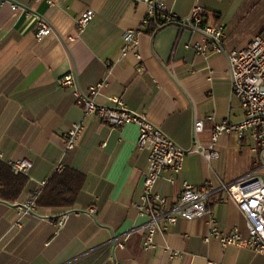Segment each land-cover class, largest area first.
I'll list each match as a JSON object with an SVG mask.
<instances>
[{"label": "crops", "instance_id": "1", "mask_svg": "<svg viewBox=\"0 0 264 264\" xmlns=\"http://www.w3.org/2000/svg\"><path fill=\"white\" fill-rule=\"evenodd\" d=\"M8 1L30 15L0 6V169L16 160L32 166L13 202L0 196V264H264V254L222 247L210 236L212 227L226 234L237 228L246 236L245 220L221 186L256 170L251 158H239L246 150L252 155L249 136L220 137L219 158L209 164L198 154L187 155L173 182L167 181L169 173L161 175L153 192L164 199L165 211L174 207L183 182L195 189L209 183L213 190L204 217L161 222L162 231L145 250L147 220L134 210L147 168V152L136 147L137 127L114 129L84 116L70 89L59 85L68 74L85 94L100 85L98 104L120 101L188 150L194 119L204 120L197 139L207 145L215 124H235L244 117L232 95L226 58L209 50L196 53L192 45H204V37L177 25L157 28L149 21L142 26L146 6L139 1ZM158 1L177 19L201 7L205 25L222 26L226 52L245 47L256 36L264 40V0ZM86 12L92 19L78 32L75 23ZM39 20L52 33L36 39ZM127 31H137L139 60L132 52L122 56ZM78 123L84 125L78 145L64 152V136ZM57 164L60 173H54ZM54 176L62 200L46 190ZM0 179L2 194L8 178L0 173ZM37 193L35 213L15 226L18 205Z\"/></svg>", "mask_w": 264, "mask_h": 264}, {"label": "built area", "instance_id": "2", "mask_svg": "<svg viewBox=\"0 0 264 264\" xmlns=\"http://www.w3.org/2000/svg\"><path fill=\"white\" fill-rule=\"evenodd\" d=\"M134 1L142 2L146 6V17L141 23L142 26H146L149 21H157V28L171 24L177 25L180 30H188L204 37V45H192L196 53L204 54L209 50L226 58L232 95L240 103L244 114L243 119L235 124L227 120L215 124L207 145H201L197 139L203 131L204 120L194 119L192 145L188 150H183L152 125L145 116L127 110L120 101H113L115 106L98 104L95 101V95L100 85L89 88L85 94L79 89L76 78L71 74L61 78L59 85L70 89L74 105L82 111L84 116L95 117L100 123L114 129L127 125L137 127L136 147L147 152V168L142 174L141 194L134 210L138 217L147 220L144 226L145 250L152 248L153 236L162 231L161 222L164 225H173L178 220L189 221L204 217L207 214V199L213 190L209 183H205L201 189H195L183 182L174 207L165 211L164 199L153 192L161 175L169 173L170 177L167 181L173 182L174 177L182 171L184 158L187 155L198 154L209 164L219 158L216 144L220 137L234 134L238 140H243L245 136H249L252 141L250 152L259 159L260 167L234 184L221 186L229 200L242 214L245 220L246 236L243 237L237 228L226 234L215 227H212L210 236L222 247L248 248L257 254H264V40L256 36L245 47L226 52L223 48L222 26L205 25V12L201 7L194 6L186 18L177 19L158 0ZM3 5H8L14 13L30 15L28 9L8 0H0V6ZM91 19V12L83 14L75 23L76 30L81 32ZM50 33L52 28L49 24L43 20L37 21L34 34L36 39H41ZM136 34L137 31H127L123 35L125 46L122 56L132 52L139 60L136 53ZM138 72H141V69ZM205 120L210 121L212 118L206 117ZM83 132L82 123L73 125L64 136L63 151H72L78 145ZM7 166L14 175L28 177L32 164L28 160H16L8 162ZM61 170V165L57 164L54 173H60ZM41 186L43 187L44 183H41ZM37 197L38 193L18 205L15 226H19L21 217L35 213ZM90 213L94 214L95 210H91ZM209 223L211 225L214 223L211 217ZM58 225L61 226L62 223ZM117 246L120 247V243H117Z\"/></svg>", "mask_w": 264, "mask_h": 264}, {"label": "trees", "instance_id": "3", "mask_svg": "<svg viewBox=\"0 0 264 264\" xmlns=\"http://www.w3.org/2000/svg\"><path fill=\"white\" fill-rule=\"evenodd\" d=\"M157 21H155L156 23ZM7 166V165H6ZM2 166L0 169V173L4 176V178H8V180H4V183L2 185V194H0L1 198L13 202L19 195L20 191L22 190L25 179L21 175H15L11 171V169L7 166ZM80 178V176L78 175ZM1 180V179H0ZM57 180V177L54 176L51 178V180L48 182L47 186V192L54 193V197L56 199L59 198V200H62L61 196H63V191L59 189L58 186L55 185V181Z\"/></svg>", "mask_w": 264, "mask_h": 264}, {"label": "rangeland", "instance_id": "4", "mask_svg": "<svg viewBox=\"0 0 264 264\" xmlns=\"http://www.w3.org/2000/svg\"><path fill=\"white\" fill-rule=\"evenodd\" d=\"M257 151H259V149H257ZM247 152H248V151L246 150L245 152L242 153L241 156H239L240 161H241V160H244V162H246L247 158H248V159L251 158V164H252V167H253L254 169L259 168L260 165H261V162L259 161V159H258L257 157H255V156L253 157V154H252V155H251V154L249 155Z\"/></svg>", "mask_w": 264, "mask_h": 264}]
</instances>
